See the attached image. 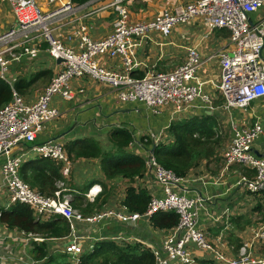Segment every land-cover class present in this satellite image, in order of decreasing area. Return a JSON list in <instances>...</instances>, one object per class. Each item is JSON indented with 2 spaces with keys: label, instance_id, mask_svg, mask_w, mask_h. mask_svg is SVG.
<instances>
[{
  "label": "crops",
  "instance_id": "obj_1",
  "mask_svg": "<svg viewBox=\"0 0 264 264\" xmlns=\"http://www.w3.org/2000/svg\"><path fill=\"white\" fill-rule=\"evenodd\" d=\"M36 1L44 12L50 14L62 5L70 4L71 11L55 16L50 26L62 45L74 52L78 50L82 29L95 41L112 33L116 18L112 8L96 12L98 8L109 5L112 0H87L81 4L73 0ZM125 1L128 2L131 13L129 23H137L171 14L176 8L195 0ZM4 3L1 0L0 32H10L15 29V21ZM260 22L264 23V8L253 12L249 17L250 25ZM31 38L30 34L27 37L18 34L14 38L19 44L16 51L18 59L10 60L4 77L0 76V80L11 91L18 82V94L26 103L35 102L59 71V64L50 57L45 44L31 42ZM135 43V60L139 64L132 72L135 78H141L146 73H170L186 62L189 49L198 52L201 62L197 69V78L201 84V95L205 98H197L180 109L175 105L164 106L154 113L140 103L122 102L116 91L101 86L88 77L73 78L69 81L72 92L70 100L53 98L54 96L50 99L49 108L58 112L57 118L45 123L34 143L19 144L13 150V154L21 156L18 174L30 176L34 170L47 168L46 159L40 157L34 147L49 141L58 144L66 154V148L72 151L88 140L97 142L103 153H117L121 157L113 159L116 165L122 161H126V164L133 162V158L138 157L144 161L146 167L142 175L131 176L130 179L117 175L110 180L101 172L100 159L72 160L71 172L66 179L68 182H65L64 192L74 201V208L71 201L70 206L80 216L90 217L98 211L127 214L122 202L129 185L146 190L152 200H159L165 195L164 186L154 179L155 167L148 163L151 144H171L172 139L168 136L167 129L174 121L211 116L217 124V136L220 138L214 155L191 169L182 177L179 185L170 186V190L198 199L197 228L207 237L214 252L235 258V247L251 242L250 257L255 260L264 258V249L254 238V234L264 225V193H251L240 182V178L250 179L252 170H243L239 166L224 170L222 161L223 151L234 136V126L250 128L257 125L264 133V97L254 99L246 109H226L224 99L212 85V82L217 85L220 80L217 74L220 55L230 50L228 32L225 29H210L200 18H196L177 23L166 36L150 31L142 38L137 37ZM261 56L264 61V46ZM93 60L106 70L119 71L122 68V57L119 55L110 57L105 53L96 54ZM115 130H125L132 138L126 147H122L121 152H117L114 145V142L120 141V134L114 135ZM252 150L258 157L264 158V134L253 141ZM1 167L0 209L14 211ZM90 190L97 191L92 199L87 197ZM108 194L110 196L103 202ZM94 200H98L95 208L102 204L101 207L90 215H83L86 205ZM216 228L219 230L213 231ZM69 230L65 237L44 240L25 236L21 231L8 229L0 223V264H38L29 253L32 249L31 242L47 244L49 254L63 253L74 240L86 252L96 242L106 239L118 243H140L151 251H156L160 249L165 237L174 233L175 227L155 228L149 217H141L135 222H123L112 216L88 223L74 219L71 227L69 224ZM185 248L194 250L195 246L188 242ZM214 252L200 254L198 259L215 260ZM215 263L226 264L221 261ZM168 264L178 262L172 260Z\"/></svg>",
  "mask_w": 264,
  "mask_h": 264
},
{
  "label": "built area",
  "instance_id": "obj_2",
  "mask_svg": "<svg viewBox=\"0 0 264 264\" xmlns=\"http://www.w3.org/2000/svg\"><path fill=\"white\" fill-rule=\"evenodd\" d=\"M2 1L10 7L17 29L0 36L1 77H4L9 61L18 59L16 51L19 44L14 40L18 34L23 37L32 35L31 42L45 44L50 57L62 60L59 71L35 102L26 103L13 90L11 100L0 108V156L5 157L1 173L7 180L10 203L28 205L37 216L46 219L61 216L70 227L74 219L88 223L115 216L123 222H135L141 217L150 218L157 212H173L178 216L177 226L173 234L165 237L160 249L152 251L155 264H168L172 260H177L178 264H194L200 254L214 252L206 236L197 228L198 199L173 193L170 186L179 185L182 178L154 161L151 164L155 167L154 179L164 186L163 198L151 199L142 214L107 211L84 218L71 208V197L64 192L66 189L63 180L56 182L53 197L42 196L23 182L18 174L21 156L12 152L19 144L34 143L45 123L57 118L58 112L49 108L50 99L58 94L64 100H70L72 92L69 81L73 78L88 77L99 85L116 91L122 102L140 103L154 113L164 106L175 105L180 109L197 98H205L201 95V84L197 78L200 56L193 49L188 50L186 62L170 73H146L141 78L132 76L133 70L139 65L135 60L137 37L142 38L150 31L166 36L177 23L196 18H200L210 29H225L228 32L230 50L220 55V80L217 85L213 82L212 85L221 91L226 109H246L254 99L264 97V61L261 56L264 23L249 24L250 15L264 8V0H195L176 8L171 14L137 23L127 21L125 0H112L109 5L96 11L112 8L116 15L112 33L95 41L82 29L77 52L65 48L50 26L55 16L71 11L70 4L62 5L50 14L44 12L36 0ZM102 53L110 57L121 56V70L99 67L93 57ZM263 134L257 125L250 128L234 126V136L222 154L224 170L239 166L254 171L251 179L240 178V182L251 193H264V158L258 157L252 150L253 141ZM34 149L40 157L60 163L61 175L65 179L69 177L71 162L58 144L49 141L37 144ZM96 193L97 191L90 190L87 197L92 199ZM254 238L264 249V225L254 234ZM188 242L195 246L194 250L185 248ZM251 247V242L242 243L235 258L214 252V261L226 264H264V258L255 260L250 257ZM63 253L77 264L83 251L74 240Z\"/></svg>",
  "mask_w": 264,
  "mask_h": 264
},
{
  "label": "trees",
  "instance_id": "obj_3",
  "mask_svg": "<svg viewBox=\"0 0 264 264\" xmlns=\"http://www.w3.org/2000/svg\"><path fill=\"white\" fill-rule=\"evenodd\" d=\"M73 1L81 4L87 0ZM13 88L17 93L19 92L18 82L14 84ZM11 94V88L0 80V108L11 100ZM116 134H120V141L114 142V145L117 147V152H121L122 147H126L132 138L125 130H115L114 135ZM167 134L172 139L171 144H165L164 142L157 145L151 144V148L154 146L153 159L157 165L171 171L180 178L197 167L202 161H208L214 155L215 147L220 140L217 136L215 120L213 117L206 115L202 118L192 117L187 120L174 121L167 129ZM147 145H150V143H147ZM66 151L70 162L77 159H100V169L107 180L117 177V175L126 179L131 178V176L142 175L146 168L144 161L138 157H134L133 162L126 164V161H122L116 165L113 159H116V157L121 158L117 153H103L99 144L90 140L72 151L66 148ZM46 166V169L34 170L30 176L23 174L20 177L33 191L45 197H52L56 191V182L63 180L64 185H66L65 182H68V180H65L60 173V163L46 159ZM109 196L110 194L106 196L103 202ZM97 201L94 200L93 203L87 204L82 214L90 215L95 209H99L102 204L95 208ZM150 201L151 197L146 190L129 185L126 188L122 204L128 212L142 214ZM73 203L74 201H71L72 207ZM13 208L14 211L0 209V223L8 229H16L25 236L30 235L28 237H37L44 240L62 238L70 232L68 222L61 216H52L46 219L37 216L30 206L24 204L13 205ZM150 223L155 228L172 229L178 223V216L173 212H157L151 216ZM31 246L32 249L29 250V253L38 264H75L64 253L49 254L45 243L36 244L31 242ZM240 246H236L234 249L236 255ZM77 264H155V259L152 251L140 243H118L106 239L96 242L91 250L83 252L79 256ZM196 264L216 263L213 259H200Z\"/></svg>",
  "mask_w": 264,
  "mask_h": 264
},
{
  "label": "rangeland",
  "instance_id": "obj_4",
  "mask_svg": "<svg viewBox=\"0 0 264 264\" xmlns=\"http://www.w3.org/2000/svg\"><path fill=\"white\" fill-rule=\"evenodd\" d=\"M127 4H128V2H126V9H127V21L128 22H130V20H131V13H130V11L128 10L129 8H128V6H127ZM4 6H6L9 10H10V7L8 6V4L5 2L4 3ZM8 32H7V30H5V31H1L0 32V36H3V35H5V34H7ZM108 36V35H107ZM218 73V75H219V77H220V75H221V68H219L218 69V71H217ZM219 83V82H218ZM218 91V93L222 96V98L224 99V97H223V95H222V93H221V91L220 90H217ZM53 98H62L60 95H58V94H55L54 95V97ZM52 98V99H53ZM63 99V98H62ZM225 100V99H224ZM54 120V119H53ZM50 122V121H49ZM38 154V153H37ZM4 160H5V157L4 156H1L0 157V167H1V165L3 164V162H4ZM251 173H252V171H250ZM19 177H20V175H19ZM20 179H21V177H20ZM22 180V179H21ZM219 229L218 228H216V230H213V231H218ZM205 253H208L207 251L205 252Z\"/></svg>",
  "mask_w": 264,
  "mask_h": 264
},
{
  "label": "water",
  "instance_id": "obj_5",
  "mask_svg": "<svg viewBox=\"0 0 264 264\" xmlns=\"http://www.w3.org/2000/svg\"><path fill=\"white\" fill-rule=\"evenodd\" d=\"M15 29H17V27H15ZM61 59H57L56 60V63L59 64L61 63ZM153 150H154V146L152 147V149L150 150V153H149V156H148V163L151 165L153 163V157H152V153H153Z\"/></svg>",
  "mask_w": 264,
  "mask_h": 264
},
{
  "label": "clouds",
  "instance_id": "obj_6",
  "mask_svg": "<svg viewBox=\"0 0 264 264\" xmlns=\"http://www.w3.org/2000/svg\"><path fill=\"white\" fill-rule=\"evenodd\" d=\"M154 145H155V144H154ZM67 157H68V156H67ZM152 157H153V153H152ZM45 159H47V158H45ZM153 161H154V160H153ZM242 168H243V167H242ZM246 169H248V168H246ZM249 170H250V169H249ZM252 171H253V170H252ZM70 172H71V171H70ZM69 175H70V174H69ZM253 176H254V171H253L252 177H253ZM252 177H251V178H252ZM68 178H69V177H68ZM68 178H67V179H68ZM251 178H250V179H251ZM247 179H248V178H247ZM65 180H66V179H65ZM52 197H53V196H52ZM70 201H71V200H70ZM129 213H130V212H129ZM164 213H165V212H164ZM150 218H151V217H150ZM66 221H67V220H66ZM68 224H69V223H68ZM176 226H177V225H176ZM206 238H207V237H206ZM209 243H210V242H209ZM91 247H92V246H91ZM89 250H91V249H89ZM198 260H199V259H198V257H197V258L195 259V263H194V264H196Z\"/></svg>",
  "mask_w": 264,
  "mask_h": 264
}]
</instances>
